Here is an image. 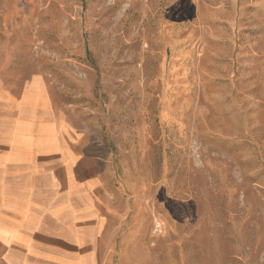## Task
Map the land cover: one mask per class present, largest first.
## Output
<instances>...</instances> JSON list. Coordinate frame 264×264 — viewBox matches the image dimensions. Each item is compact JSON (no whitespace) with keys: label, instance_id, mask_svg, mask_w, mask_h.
Here are the masks:
<instances>
[{"label":"rangeland","instance_id":"obj_1","mask_svg":"<svg viewBox=\"0 0 264 264\" xmlns=\"http://www.w3.org/2000/svg\"><path fill=\"white\" fill-rule=\"evenodd\" d=\"M10 99L32 111L0 104L8 142L54 136L52 118L109 162L64 255L264 264V0H0Z\"/></svg>","mask_w":264,"mask_h":264},{"label":"crops","instance_id":"obj_2","mask_svg":"<svg viewBox=\"0 0 264 264\" xmlns=\"http://www.w3.org/2000/svg\"><path fill=\"white\" fill-rule=\"evenodd\" d=\"M37 87L44 88L42 83ZM0 104L4 114L32 111L22 99ZM43 122L56 125L55 140L39 139L41 146L33 141L29 147L8 142L10 129L0 122V141L8 146L0 150V264H91L89 258L64 255L59 246L74 248L82 242L77 222L95 215L94 197L106 198L109 162L78 155L61 123L52 118ZM101 162L105 166L98 172Z\"/></svg>","mask_w":264,"mask_h":264},{"label":"bare ground","instance_id":"obj_3","mask_svg":"<svg viewBox=\"0 0 264 264\" xmlns=\"http://www.w3.org/2000/svg\"><path fill=\"white\" fill-rule=\"evenodd\" d=\"M36 88H38V87H36ZM36 88H35V90H36ZM23 101V100H22ZM45 101V100H44ZM25 103V102H24ZM23 103V104H24ZM27 103V102H26ZM45 103V102H44ZM33 106V105H32ZM48 107V106H47ZM21 113V112H20ZM45 125V124H44ZM53 128V127H52ZM16 130V129H15ZM54 130H55V128H54ZM31 131V130H30ZM55 133V132H54ZM51 134H53L52 132H51ZM18 135V134H17ZM32 137V136H31ZM48 138H49V136H47ZM50 137H53V135L52 136H50ZM50 140V139H49ZM24 141V140H23ZM44 141V140H43ZM22 141H20V143H21ZM33 142V141H32ZM36 143H37V146L39 145V146H41V144H38L39 142H37V141H35ZM40 142H41V140H40ZM12 143V142H11ZM17 143V142H16ZM43 143H46V142H43ZM33 144V143H32ZM56 144H57V142H56ZM18 146H20V145H18ZM47 146V145H46ZM50 146H55V145H50ZM49 146V147H50ZM21 147V146H20ZM24 148V147H23ZM19 150V149H18ZM17 153V152H16ZM63 162V161H62ZM9 166V165H8ZM60 191V190H59ZM59 193V192H58ZM48 194V193H47ZM6 219V218H5Z\"/></svg>","mask_w":264,"mask_h":264}]
</instances>
